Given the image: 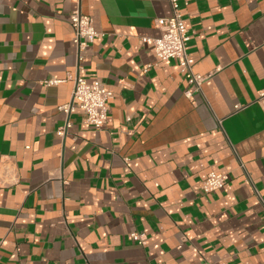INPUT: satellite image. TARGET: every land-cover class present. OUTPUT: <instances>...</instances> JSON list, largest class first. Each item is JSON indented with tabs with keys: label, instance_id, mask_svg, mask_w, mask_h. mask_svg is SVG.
Listing matches in <instances>:
<instances>
[{
	"label": "crops",
	"instance_id": "crops-1",
	"mask_svg": "<svg viewBox=\"0 0 264 264\" xmlns=\"http://www.w3.org/2000/svg\"><path fill=\"white\" fill-rule=\"evenodd\" d=\"M178 3L200 90L145 41L169 0H0V264H264V0ZM75 9L101 34L80 65ZM78 73L107 121L61 137Z\"/></svg>",
	"mask_w": 264,
	"mask_h": 264
},
{
	"label": "built area",
	"instance_id": "built-area-1",
	"mask_svg": "<svg viewBox=\"0 0 264 264\" xmlns=\"http://www.w3.org/2000/svg\"><path fill=\"white\" fill-rule=\"evenodd\" d=\"M169 1L173 9V15L170 18L160 20L161 32L158 37L146 39L145 41L153 45L154 51L161 62H175L188 82L194 85L197 90H200L202 83L209 76L194 72V59L189 56L187 51L191 35L186 26L185 18L179 11L178 0ZM70 22L73 30V42L76 46V58L80 65L83 60V52L101 34L96 30L92 19L83 14L80 9L71 12ZM71 80H73L71 98L59 108L66 117L65 124L57 130V135L61 137L65 136L67 130L71 127L70 117L77 110L84 113L83 122L86 125L95 129L103 128L108 117V103L113 98V92L99 78L88 81L78 73L71 76ZM56 82L51 81V83ZM260 97H264V90L260 92ZM240 107V105H237L236 109H240ZM241 167L244 168V165L241 164ZM227 181V174L211 171L202 182V189L206 193H211L222 189ZM131 237L137 240L139 244H146V238L143 234L134 232Z\"/></svg>",
	"mask_w": 264,
	"mask_h": 264
}]
</instances>
